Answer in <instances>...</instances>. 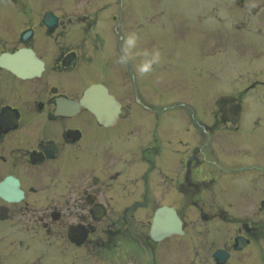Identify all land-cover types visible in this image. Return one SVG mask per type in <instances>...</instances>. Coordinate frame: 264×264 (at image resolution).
<instances>
[{"label": "flooded vegetation", "instance_id": "af4514ba", "mask_svg": "<svg viewBox=\"0 0 264 264\" xmlns=\"http://www.w3.org/2000/svg\"><path fill=\"white\" fill-rule=\"evenodd\" d=\"M10 1L26 8L0 9V55L29 49L43 70L38 77L22 80L0 66V184L14 178L23 193L18 202L0 198L5 217L0 220V244H4L0 255L12 264L15 257L19 264L28 263L36 248L33 239L42 230L45 243H55L61 258L82 256L88 264H112L119 258L125 263L159 264L160 253L172 251L175 259L180 250L187 256L185 264H196V259L206 264L215 245L229 253L226 264L253 262L255 258L244 252L255 253L256 243L264 239V216L256 217L254 196L251 202L248 197L247 212L228 219L232 223L221 221L220 203L215 201L208 157L218 166L221 146L208 147L207 135L209 130L212 136L222 134L221 127L215 131L219 123L208 128L193 122V111L187 107L183 115L165 119L166 112L157 104L159 92L148 86L156 63L148 73L140 72V65L151 56L143 48L133 53L127 42H108V22L99 11H93L91 22L103 37L96 33L65 45L61 18L49 29L42 21L48 9L34 8L28 0L22 5ZM44 2L39 0V5ZM250 11L256 13L258 8ZM110 13L111 20L118 19L112 30L122 31V17ZM121 57L127 61L121 62ZM92 84L104 86L119 103L113 124H99L82 106H58L63 100L78 102ZM208 189L210 201L204 202ZM163 205L177 210L184 242H151V215L144 218L145 211ZM52 212L58 214L56 222L50 218ZM101 214L95 221L94 216ZM224 225L235 227L229 230ZM73 226L87 231L81 246L68 239ZM237 236L247 241L240 251L235 250ZM204 246L207 249L198 258ZM172 261L168 258L165 264Z\"/></svg>", "mask_w": 264, "mask_h": 264}, {"label": "rangeland", "instance_id": "374dc122", "mask_svg": "<svg viewBox=\"0 0 264 264\" xmlns=\"http://www.w3.org/2000/svg\"><path fill=\"white\" fill-rule=\"evenodd\" d=\"M159 4L157 6L158 10L153 12V8L150 12H153V17L155 19V23L151 24L153 27L160 29V31H165L159 34H150V37H144L143 40H139L138 34H133L136 38V44L145 47V52L151 53L153 50L157 52V46L159 48V53L163 54L164 52L170 57L169 60L165 61L162 55H159L158 62L154 65L153 70L151 71L150 80L148 81L149 88L153 90L160 91V100L159 104L161 107H167L168 105H173V102H181V103H189L197 106L195 108L198 111V117L204 120V122L210 123L211 117L209 112L213 109L214 98L213 96L215 90L210 88V85L206 89L204 93V88L201 90V86L195 87L197 81H201L204 86V82H207L214 77V74L211 72L203 73L199 79L197 78V65L198 63H192L195 51L203 48L202 52H204L205 46L207 45L208 54H212L210 59L212 58V62H216L215 59V50L220 45L222 46L221 52L225 50V37L230 36L233 39L229 42L237 41L238 31L237 27H245L246 26V18L245 15L249 14V9L258 8L257 15L263 11V4L260 0H243L242 12L239 10H235V4L233 0H159ZM64 15H68L70 13L76 14L78 10H89L88 1L86 0H64ZM150 0H134L131 8V14L134 16L141 18L144 13L147 12L149 8ZM156 9V8H155ZM73 14V15H74ZM82 14H87V12L80 13L78 16ZM242 14V17L236 20L235 18L239 17ZM122 24L120 25V29L122 31L118 33L119 35L125 33L127 31L135 29V23H130L126 19L129 18L126 14L123 15ZM73 18V17H72ZM78 17H75V22H77ZM145 20L150 19V15L146 14L144 17ZM64 22L68 21V18H63ZM206 21V24L204 23ZM140 21V19H139ZM137 22L138 25H143L144 20L140 23ZM75 22L70 25V29L68 30V34L66 36L67 41H78V27L75 25ZM262 35H264V22L262 23ZM205 29V33H200L199 30ZM224 28L223 35L218 37L220 34L214 31V28ZM139 31H141V27H139ZM229 31V32H227ZM124 35V34H123ZM145 36H149L145 34ZM111 41L112 37L108 36ZM130 38V36H129ZM200 39H203L202 44L200 45ZM207 39V40H205ZM140 41V43H139ZM110 44V43H109ZM135 44L134 47L129 48L132 49L133 52H138L139 47ZM229 45V44H228ZM227 45V46H228ZM86 47L89 46L88 43L85 44ZM82 49V46H79ZM147 48V49H146ZM230 48L232 50H238V46L232 45ZM229 48V49H230ZM105 51L109 53V50L105 48ZM217 51V50H216ZM218 52V51H217ZM246 55V53L241 52ZM153 55V54H152ZM204 55V54H203ZM254 54L253 56H256ZM236 56V53L234 54ZM214 59V60H213ZM236 59V60H235ZM245 59L239 57H231L227 60L224 68H226V72L222 74V79L219 80L218 87H221L216 94L224 91V85L228 83L227 87L229 88L234 83V78L237 75L238 68L239 72L243 73L241 76L243 77L242 83L247 81L246 75L248 73L245 72V69L242 68L241 64ZM258 61V62H257ZM256 61V68L259 66H263L262 62L259 60ZM247 62V61H246ZM158 63L160 66H158ZM192 63V65H191ZM238 63V68L234 71H228V68H232L234 64ZM164 64V65H163ZM248 67V66H247ZM210 68V66H209ZM224 68H218L219 70H223ZM218 71V70H217ZM236 74L232 78V74ZM219 73V71H218ZM245 77V78H244ZM263 78V77H261ZM264 80V79H263ZM200 84V85H201ZM234 86V85H233ZM243 87V86H241ZM260 92V93H258ZM258 92H252L247 95L244 103H242L241 113L238 114V118L232 119V121L237 124L236 127H240L241 133L240 143L245 144V150L249 153L258 154L264 156V90L259 89ZM164 93V95H163ZM224 99L220 106L225 109L234 108V104H230L228 101L229 98ZM171 103V104H169ZM203 106V109L199 108V106ZM244 105V106H243ZM176 113H181V111H176ZM240 115V116H239ZM183 120V119H182ZM184 121V120H183ZM255 128V130H253ZM232 135V133L226 134L225 137ZM208 144H211L207 142ZM225 160V159H224ZM252 163V161H251ZM257 165L264 164V161L255 162ZM253 164V165H255ZM264 166V165H263ZM257 169L248 174L249 185L257 187H264V180L260 178V174L257 173ZM254 173V175H252ZM240 179L238 177H235ZM244 179V178H243ZM235 184V183H234ZM261 188L256 189V194L259 195V199L264 197V190ZM258 198V196H256ZM238 201L244 202L242 199L237 198ZM258 207V205L256 204ZM257 209V208H256ZM248 206L244 210L247 212ZM262 217V215H260ZM227 221V220H225ZM233 222V220H228ZM235 227V226H234ZM232 226H228L229 230L234 229ZM263 243V242H262ZM35 252V251H34ZM32 252V255L34 254ZM249 255V252L246 253ZM249 257V256H248ZM263 253H261V264H264ZM120 263V261H117ZM247 264V262H245ZM40 264H51L50 260H45V262H40ZM62 264H66L65 259H63ZM248 264H252V262H248ZM259 264V263H257Z\"/></svg>", "mask_w": 264, "mask_h": 264}, {"label": "clouds", "instance_id": "9594fccd", "mask_svg": "<svg viewBox=\"0 0 264 264\" xmlns=\"http://www.w3.org/2000/svg\"><path fill=\"white\" fill-rule=\"evenodd\" d=\"M136 43V38L135 36H132L128 39L127 45L129 48H132L135 46ZM159 59V53H155L151 56L150 59L145 60L141 65H140V72L142 73H148L149 71L152 70L153 64H155ZM127 57H121V62H126Z\"/></svg>", "mask_w": 264, "mask_h": 264}]
</instances>
